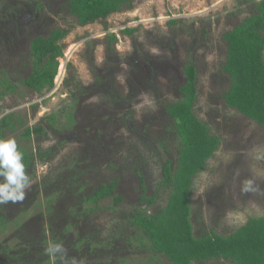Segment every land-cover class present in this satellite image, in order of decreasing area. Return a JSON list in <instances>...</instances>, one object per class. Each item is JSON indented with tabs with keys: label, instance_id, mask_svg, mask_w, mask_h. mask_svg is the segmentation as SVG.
<instances>
[{
	"label": "rangeland",
	"instance_id": "rangeland-1",
	"mask_svg": "<svg viewBox=\"0 0 264 264\" xmlns=\"http://www.w3.org/2000/svg\"><path fill=\"white\" fill-rule=\"evenodd\" d=\"M65 2L45 0V14L38 19L32 6L16 0H0V63L3 51L14 58L23 55L30 38L43 35L50 24L61 22ZM239 2L140 0L134 10L109 16L107 32L98 23L71 32L64 40L66 48L58 59L51 89L37 94L18 86L15 92L0 99L3 115H19L24 127L47 121L53 114L56 116V128L27 141L20 137L24 127L5 133L4 138H15L20 150L31 151L34 157L26 167L33 181L26 199L0 206L3 219L0 264L19 261L8 258L14 252H5L6 248L18 247L21 260L43 259L46 245L37 243L43 232L48 236L47 243L63 242L69 258L82 260L83 264L94 261V257L77 256L76 242L82 241L85 246V237L91 242L94 238L100 242L109 240L110 236L119 244L124 224L113 212L98 209L91 219L72 217L70 207L78 197L76 189L80 187L83 192H89L96 187L98 179L119 178V196L135 205L141 174L146 183V196L156 197L148 212L165 205L169 189L160 183L161 166L170 158L174 167L177 141L159 102L177 97V86L184 80L181 68L184 62L196 69L195 113L220 138L217 151L194 180L190 216L194 236L226 235L249 218L264 215V131L240 119L217 98V93L227 85L219 73L222 63L218 52L219 34ZM175 18L200 19L177 28L172 39L152 41L154 24L164 28L168 20ZM138 26L148 32L137 34L133 42L119 35L124 28ZM206 28L207 34L201 35ZM106 33L117 36L119 54L112 59L114 66L107 67L102 47L97 49L96 79L78 53L85 40L102 38ZM83 34L88 36L77 39ZM68 63L74 66L80 81V91H70L79 97L74 107H71L70 92L62 89ZM70 108L74 109L72 125L67 124ZM108 165H113V169ZM246 180L253 182L252 190L247 192L242 191ZM51 199L53 202L47 206ZM102 205H111V200L103 201ZM66 226L68 230H64ZM23 249L29 250L25 254ZM81 250L86 253L87 248ZM123 253L125 264H169L162 256H150L148 249L137 242Z\"/></svg>",
	"mask_w": 264,
	"mask_h": 264
},
{
	"label": "trees",
	"instance_id": "trees-1",
	"mask_svg": "<svg viewBox=\"0 0 264 264\" xmlns=\"http://www.w3.org/2000/svg\"><path fill=\"white\" fill-rule=\"evenodd\" d=\"M16 2L32 6L38 19L45 14V0ZM139 4L140 0H66L62 10V21L50 24L43 35L30 38L25 54L14 58L3 51L0 63V99L7 93L15 92L18 86L37 94L51 89L57 74L58 59L63 56L66 48L64 40L71 32L95 23L100 24L102 30L107 32L106 20L109 16L130 12ZM235 10L219 34L218 52L222 59L219 73L227 80V85L217 93V98L240 119L264 131V0H240ZM195 19L200 18L170 19L164 28L154 24L152 41L172 39L177 28L187 26L189 21ZM147 32V29L138 26L124 28L119 31V35L122 38L127 36L133 42L137 34ZM207 32L208 28L202 29L201 35L205 36ZM87 36L83 34L77 39ZM117 43L118 38L113 33L84 41L78 55L89 73L96 79L94 60L97 49L102 47L105 65L113 67L112 59L119 54L116 49ZM181 68L184 80L177 86V97L163 98L159 102L164 116L171 123L177 141L174 167L170 158L161 166L160 183L169 189L166 203L160 209L148 212L147 208L154 203L156 197L146 196V183L141 174L135 205L127 203L119 196L117 177L110 181L98 179L96 187L89 192H83L78 187L76 189L78 197L74 199V205H70L73 218L91 219L96 216V210L105 209L113 212V216L120 218L124 224V233L119 244H115L114 238L110 236L109 240L100 242L95 238L91 242L85 237L87 243L85 246L82 241L76 242L74 247L77 256L94 257V261L88 264H125L123 252L129 251V245L134 242L142 248H147L150 256H162L169 264L208 261L264 264V215L249 218L226 235L193 234L190 216L194 180L217 151L220 138L214 135L209 125L195 113L198 94L194 65L184 62ZM65 70L62 89L67 92L71 90L79 92L80 81L74 66L68 63ZM69 96L72 98L71 107H74L79 97L73 92H70ZM73 110L70 108L67 111L69 125L74 123ZM55 120L56 116L53 114L47 121L40 120L31 127H24V121L19 115L6 114L0 119V138H4L6 132L14 133L24 127L20 137L27 141L33 136L42 135L47 129L56 128ZM21 151L24 153V163L27 167L34 154L25 149ZM108 166L113 169V165ZM105 200H111V205L100 206ZM52 202L53 199L48 201L47 206ZM2 220L0 217V223ZM68 229L69 226L64 228ZM47 237L43 232L37 243L46 245ZM27 246L29 245H25L26 249ZM84 248H87L86 253L81 250ZM28 250L23 249V253L26 254ZM4 251L14 252L8 258L19 260L16 264H52L47 255L41 260L36 257L21 260L22 252L18 247L11 250L6 248Z\"/></svg>",
	"mask_w": 264,
	"mask_h": 264
},
{
	"label": "clouds",
	"instance_id": "clouds-1",
	"mask_svg": "<svg viewBox=\"0 0 264 264\" xmlns=\"http://www.w3.org/2000/svg\"><path fill=\"white\" fill-rule=\"evenodd\" d=\"M32 177L26 170L24 153L15 138H0V206L22 203L32 187ZM252 181L242 184V191L252 190ZM44 253L52 264H83L75 258H69L68 249L63 242L50 241Z\"/></svg>",
	"mask_w": 264,
	"mask_h": 264
},
{
	"label": "built area",
	"instance_id": "built-area-1",
	"mask_svg": "<svg viewBox=\"0 0 264 264\" xmlns=\"http://www.w3.org/2000/svg\"><path fill=\"white\" fill-rule=\"evenodd\" d=\"M5 116V114L3 115V113L0 111V119L2 118V117H4Z\"/></svg>",
	"mask_w": 264,
	"mask_h": 264
}]
</instances>
